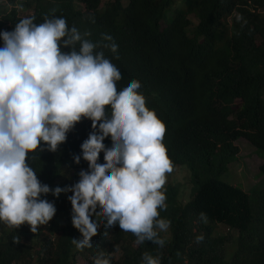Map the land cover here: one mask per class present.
Here are the masks:
<instances>
[{"label":"trees","instance_id":"obj_1","mask_svg":"<svg viewBox=\"0 0 264 264\" xmlns=\"http://www.w3.org/2000/svg\"><path fill=\"white\" fill-rule=\"evenodd\" d=\"M102 3L0 0V31H11L26 17L35 24L62 17L96 44L94 51L121 73L117 90L131 80L140 83L145 106L165 127L162 144L172 172L179 167L185 175L188 194L174 181L162 190L166 207L158 209V218L170 222L167 231H158L162 247L137 244L132 233L113 225L101 226L91 244L77 250L72 239L80 234L71 226V205L64 192L53 197L50 191L41 199L54 204L55 214L37 233L27 225L0 224V264H93L100 252L110 264H142L144 254L160 264H264V161L258 169L261 187L252 195L222 179L237 159L239 138L264 151V0ZM112 43L115 52L106 47ZM236 99L242 101L232 112ZM90 131L91 121L81 118L55 152L29 154L26 162L41 184L66 188L70 171L72 184L78 181L87 163L75 164L73 157ZM102 143L109 145L111 137Z\"/></svg>","mask_w":264,"mask_h":264},{"label":"clouds","instance_id":"obj_2","mask_svg":"<svg viewBox=\"0 0 264 264\" xmlns=\"http://www.w3.org/2000/svg\"><path fill=\"white\" fill-rule=\"evenodd\" d=\"M33 20L26 17L11 31H0V224L27 225L35 234L55 214L54 204L41 197L64 192L71 226L80 234L72 239L77 250L89 246L101 226L113 225L132 233L137 244L151 241L162 247L158 231H167L170 222L158 218V209L166 207L161 189L172 172L162 144L163 123L145 106L137 80L117 90L119 69L64 18ZM106 47L116 51L115 43ZM241 101L234 100L232 112ZM81 118L91 121L92 131L73 163L82 159L87 171L78 173L75 184L70 171L69 186L50 190L26 162L29 154L55 152ZM108 136L111 143L105 146ZM245 141L263 162L264 151ZM199 216L206 219L203 212ZM93 264H110V259L100 252ZM142 264H160V259L144 254Z\"/></svg>","mask_w":264,"mask_h":264},{"label":"rangeland","instance_id":"obj_3","mask_svg":"<svg viewBox=\"0 0 264 264\" xmlns=\"http://www.w3.org/2000/svg\"><path fill=\"white\" fill-rule=\"evenodd\" d=\"M107 0H103L101 6ZM5 11V9L3 10ZM196 23V20H193ZM235 145L238 147V155L236 161L230 165L228 173L222 176V179L235 186H241L242 189L248 192L251 188L252 190L248 192L249 194H254L261 187L258 186L261 183V176L258 174L259 166L262 160L259 159L253 148H251L245 141V139L240 138ZM173 183H178L183 195L188 194V183L185 179V175L179 170V167H175L174 171L170 174H166V183L163 185L161 191L166 185ZM258 186V187H256ZM184 204L186 199L184 198ZM222 233V229L218 230Z\"/></svg>","mask_w":264,"mask_h":264}]
</instances>
